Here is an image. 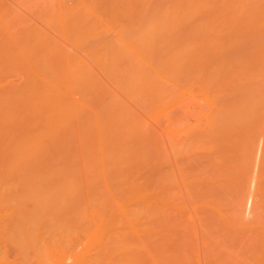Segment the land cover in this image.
Returning a JSON list of instances; mask_svg holds the SVG:
<instances>
[{
    "label": "bare ground",
    "instance_id": "6f19581e",
    "mask_svg": "<svg viewBox=\"0 0 264 264\" xmlns=\"http://www.w3.org/2000/svg\"><path fill=\"white\" fill-rule=\"evenodd\" d=\"M240 129L264 136V0H0V264H189L193 212L205 264H264V149L248 222L250 137L229 202L183 164Z\"/></svg>",
    "mask_w": 264,
    "mask_h": 264
},
{
    "label": "rangeland",
    "instance_id": "374dc122",
    "mask_svg": "<svg viewBox=\"0 0 264 264\" xmlns=\"http://www.w3.org/2000/svg\"><path fill=\"white\" fill-rule=\"evenodd\" d=\"M39 6V5H38ZM34 8H36V10L37 11H39L38 9V7H34ZM34 10V9H33ZM32 10V12L34 13V12H37L36 10H34L33 11ZM31 11L29 12V11H24L23 12V17L24 18H26V19H34L35 18V16H34V14L32 13ZM29 13V14H28ZM33 16V17H32ZM229 85L230 86H232L230 83H229ZM229 85H228V87H229ZM213 87L215 88V86L213 85ZM227 87V88H228ZM233 87V86H232ZM227 88H225L226 89V91H227ZM112 89V88H111ZM232 88H228V93L227 94H225V97H224V101L226 102V101H228L230 98H227V96H231L232 95V93H233V90H235V88H233L232 90H231ZM231 92V93H230ZM178 95V94H177ZM187 96V95H186ZM178 97V96H177ZM225 98H227V99H225ZM125 99V98H124ZM177 100V99H176ZM174 101V103L175 104H177V105H174L173 106V110H174V107L176 108L175 110H174V115L176 116V114H178V117H180V118H183V119H181L182 120V122H185L184 120H188V119H190L191 120V118H196L195 116H197V115H195V116H191V117H189L188 119L186 118L187 116V111L189 110H187V111H185L184 110V108H186L185 106H188L189 105V101L191 100H189L188 101V97H184L182 94H180L179 95V97H178V103L180 104V103H182L183 104V106L180 104H178V103H176L177 101ZM185 101H187L186 103H183V102H185ZM192 101V100H191ZM126 102H130V101H126ZM147 102V101H146ZM145 102V103H146ZM149 102V101H148ZM147 102V104H145V106H147L149 103ZM193 102V101H192ZM135 103V106H133L132 104H134ZM133 103V101L131 102V103H129V104H131L130 106H132V109H134V110H136V111H141L142 110V112H143V109L141 108L142 106L140 105V101H139V103H138V101H135ZM136 103H137V105L139 104V106H137L136 105ZM193 103H195V102H193ZM192 103V104H193ZM190 104H191V102H190ZM191 106H192V108H194V109H192L191 108ZM195 106H196V104H195ZM195 106L194 105H190L189 107H187V108H191L192 110H190V113L191 114H195V112H196V108H195ZM133 107H135V108H133ZM137 107H139V109L137 110ZM170 108V107H169ZM169 108L167 109V110H169ZM181 108V109H180ZM170 110H171V108H170ZM177 110V111H176ZM182 110V111H181ZM183 111H185V113L183 112ZM192 111L194 112V113H192ZM187 112V113H186ZM138 113V112H137ZM140 113V112H139ZM137 114V115H141V114ZM189 113V114H190ZM146 114V113H145ZM145 114L144 115H141V116H143L144 118H146V116H145ZM201 113H199V115H200ZM184 115H185V117H184ZM148 117V116H147ZM171 117V116H170ZM148 118H146V119H144V120H147ZM161 119H163V118H161ZM165 119V118H164ZM142 120V119H141ZM166 120V119H165ZM193 120V119H192ZM148 122H150L149 120H148ZM163 123L162 124H164V121H162ZM185 123H188V122H185ZM148 125V123L146 124V127H149V126H147ZM149 125H151V124H149ZM161 125V124H160ZM160 125H158V126H160ZM166 125H168V123L166 122ZM165 125V127H164V130L166 131V126ZM152 126V125H151ZM164 126V125H163ZM163 126H160V128L162 127L163 128ZM154 128H155V126H154ZM160 128H158L157 127V130L159 129L160 131H161V129ZM149 128H147V130H148ZM237 129L238 128H236L235 130L237 131ZM242 129V128H241ZM240 129V133H235L236 131H232L233 132V134L235 135L234 136V138L233 137H231L232 135H230V137H228V138H223V139H225V143H227V140H228V145H223L222 147H224V149L222 150H220V158H218L217 156H215L214 157V154H216V153H214V154H212L213 155V158H212V155H211V153H210V155L207 153V151H204V150H197V152L196 151H189L188 152V157L186 158V156H185V160L186 159H188L187 161H185V160H183L185 163H183V161H182V163L183 164H185V166L187 167V169L188 170H191L192 172L193 171H196V172H199V170L200 169H205V173H207V174H204V176H206V177H217L218 178V180H216L215 181V183H213V184H211V183H209V186H207L205 183V185L203 184L202 185V182L201 183H199V187L197 188V189H200L201 187L203 188V186L205 187V186H207V187H205V188H207V189H209V191L211 192V194H213L214 195V193H215V195L216 196H218L219 197V199H223V198H226V199H228V202L230 201V199H233V197L235 196V188H236V186L234 185L235 184V182H237V179H239L238 177L240 176V175H238V172H236V171H234V172H228L227 170V172H225V173H227V175L229 174V176L231 175V177H232V182H230L231 181V178H230V180H228L226 177H227V175L224 173V169H225V167H226V163L227 164H229L230 162L229 161H231V160H233V159H236V161L235 162H238V152L240 153V150L242 151V150H244L243 149V141L241 142V140H244L245 138H247L246 136H247V133L249 134V132L251 131V130H248V132L247 133H245L247 130L246 129H243V131ZM158 130V131H159ZM163 130V129H162ZM164 130H163V132H164ZM245 130V131H244ZM152 131H153V129H152ZM149 133H150V131H149ZM166 132H164V134H165ZM252 133L253 134H255L254 136L252 135ZM252 133H250L251 134V136L250 135H248L249 137H250V139H248V140H250L249 142H252L253 143V148H251V151H252V149H253V151L254 152H256L257 151V153H254L253 151V153H254V155L252 156V159H251V161H250V165H249V167H250V169H249V167H248V171H250V172H248L247 171V173L249 174V176H250V181L251 180H253L252 181V183H253V185H252V183H251V185H250V189H248L247 188V193H249V194H247L246 193V198L244 197V200L246 201V203H244V201H243V206H242V211H241V214H242V216L244 217V219L248 222V221H250L251 219H253V217H254V214H255V201H256V198H257V195H256V190L255 189H253L252 187H254L255 186V182H254V179L256 180V176L260 173V171H261V159H259V158H262V149H264V146H262V145H264V143H261V142H264V136H262V134H261V132H258L257 130H256V133H255V131L253 130L252 131ZM163 134V133H162ZM239 136H238V135ZM181 135V133L179 134V136H178V134L176 135V137H175V139L177 138V139H182V137L180 136ZM160 137H162L161 136V134L159 135ZM164 136V135H163ZM166 137H168V136H166ZM166 137L164 138V140L166 139ZM223 137V136H222ZM224 137H226V136H224ZM252 138H254V139H252ZM160 139H162L161 140V142L163 141V138H160ZM168 140H169V138H167ZM167 139L164 141L165 143L167 142ZM231 140H232V142H231ZM248 140H244V141H248ZM231 143H230V142ZM240 141V142H239ZM168 142H170V141H168ZM224 143V142H223ZM255 143V144H254ZM162 144V143H161ZM250 144V143H249ZM259 144V145H258ZM163 145H165L164 143H163ZM167 145L170 147L171 146V144L169 145L168 143H167ZM167 145H166V148L165 149H167L166 151H165V153L167 154L168 153V155H166V157H167V160L169 159V158H171V161L170 160H168V162H169V165H171V167L169 168L171 171H172V169L173 170H175L174 172H172V173H174L175 174V176L177 175V176H179V173H178V171H177V167H178V165H177V167H176V165L174 164V162H173V159L175 160V162H177L178 161V158H176V156H174L175 158H173V154L175 155L176 154V152L175 151H173L172 150V153L173 154H171V152H169L171 149L169 148V147H167ZM230 145V146H229ZM241 145H242V147H241ZM251 146H252V144H251ZM256 146L258 147V150H257V148H256ZM161 147H162V145H161ZM164 147V146H163ZM220 147V146H219ZM230 147V148H229ZM255 148H256V151H255ZM163 149V148H162ZM164 149V150H165ZM170 149V150H169ZM220 149V148H219ZM261 149V150H260ZM163 150V151H164ZM169 150V151H168ZM204 151V152H203ZM235 151V152H234ZM261 151V152H260ZM218 152V151H217ZM226 152V153H225ZM258 152H260V153H258ZM201 153V154H200ZM203 153V154H202ZM207 153V154H206ZM232 153V154H231ZM252 153V154H253ZM218 154V153H217ZM216 154V155H217ZM219 154H218V156H219ZM260 154V155H259ZM256 155V156H255ZM259 155V156H258ZM172 156V157H171ZM254 156H255V158H254ZM258 156V157H257ZM261 156V157H260ZM218 158V159H216V160H218L219 162H220V164H219V162L217 161H214V158ZM228 160H227V159ZM257 158V159H256ZM254 159H255V161H254ZM258 160H259V162H258ZM171 162V163H170ZM179 162V161H178ZM177 162V163H178ZM187 162V163H186ZM225 165H224V164ZM179 164V163H178ZM252 165V166H251ZM229 166V165H228ZM169 167V166H168ZM222 167H224L223 169H221ZM227 169H228V167H226ZM198 170V171H197ZM229 170V169H228ZM255 172V173H254ZM241 172H239V174H240ZM253 174V175H252ZM225 175H226V177H225ZM252 175V176H251ZM176 176V177H177ZM176 177H174L175 178V180H177L178 179V181L180 182H178L177 184L180 186V188H181V177L179 176L177 179H176ZM224 177L227 179V181L229 182V183H231V184H229L226 180H224ZM205 178V177H204ZM221 178L223 179V181L221 180ZM229 178V177H228ZM180 179V180H179ZM219 179H220V181H219ZM202 180H204L203 178H202ZM219 181V182H218ZM177 182V181H176ZM175 182V183H176ZM225 182V183H224ZM222 183V184H221ZM202 186H201V185ZM178 185H176V186H178ZM182 186H184L183 184H182ZM201 186V187H200ZM233 186H234V188H233ZM179 187L177 188V190L178 189H180ZM205 188H203V189H205ZM210 188H212V189H210ZM182 189V190H181ZM180 189V191H178V192H181L182 191V193H183V195H184V197H182V199L183 198H185V200H186V198L188 197V196H186L187 194V191L185 190L186 188H184V187H182ZM249 190V191H248ZM254 190H255V192H254ZM254 193H253V192ZM186 192V193H185ZM252 195V196H251ZM248 196H249V198H248ZM217 197V198H218ZM250 197L252 198L251 199V203H250ZM248 199V200H247ZM249 203H250V205H249ZM254 203V204H253ZM246 207H245V206ZM250 206H252L251 208H250ZM249 207V208H248ZM229 208H231V207H229ZM229 208H228V211L226 212L229 216H231L232 214H233V210H229ZM245 210V211H244ZM193 212V211H192ZM246 213V214H245ZM193 214V217L195 218V221H194V223H193V225H190L192 228L190 229V232H189V234L191 235V242H192V247H191V250L193 251V253L195 254V256H194V258L191 260V262L189 263V264H205L206 262H205V259H207V255L209 254V253H205L204 251H205V247L203 246V244H202V236L203 235H201L203 232L201 231L202 229H203V226L200 224V222L198 221V219H197V217H196V215L194 214V212L192 213ZM199 214V216L200 217H202V214H204L203 212H198L197 213V215ZM201 214V215H200ZM206 215V214H205ZM204 216V215H203ZM233 216V215H232ZM205 217H209L208 215L207 216H205ZM195 224V225H194ZM219 225L217 224L216 226H214L213 225V227L211 226V228H214L215 230H217V229H222V228H220L221 226H219ZM194 227H195V229L196 230H194ZM197 227V228H196ZM199 227V228H198ZM223 227V226H222ZM244 228H246V227H244ZM224 229V228H223ZM238 228H234L233 229V231H237L239 234H240V236L243 234V232L245 233V229H242L241 228V231H242V233H240L239 232V230H237ZM240 229V228H239ZM212 230V229H211ZM232 230V229H231ZM230 230V231H231ZM193 231V232H192ZM213 231V230H212ZM195 232H197L196 234H195ZM232 232V231H231ZM247 233H245L246 235H248L249 233H248V231H246ZM237 233V235H238V238L240 237L239 236V234ZM200 234V235H199ZM244 234V235H245ZM195 235H196V237H195ZM244 235L241 237V239L244 237ZM199 238H198V237ZM188 237V236H187ZM198 239L199 241H197V242H195L196 240L195 239ZM202 238V239H201ZM249 239H251V237L249 238ZM248 239V240H249ZM239 242H243V239L242 240H239V239H237ZM237 240H235V243L237 242ZM252 240H253V238H252ZM251 240V243L253 242ZM177 241V240H176ZM244 241H246V240H244ZM188 242H190V239H188ZM238 242V243H239ZM248 242V241H247ZM246 242V243H247ZM250 242V241H249ZM199 244V245H198ZM229 243H227V245H228ZM240 244V243H239ZM247 245H250V243L249 244H247ZM202 246H203V248H202ZM204 249V250H203ZM206 249H208V247H206ZM210 251L212 250V248L211 249H209ZM208 250V251H209ZM207 251V250H206ZM207 251V252H208ZM206 254V255H205Z\"/></svg>",
    "mask_w": 264,
    "mask_h": 264
}]
</instances>
